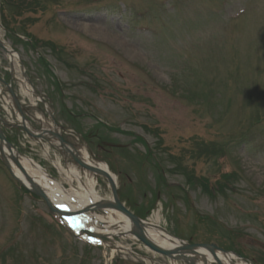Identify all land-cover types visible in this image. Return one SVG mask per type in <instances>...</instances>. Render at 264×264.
Returning a JSON list of instances; mask_svg holds the SVG:
<instances>
[{"label":"rangeland","instance_id":"obj_1","mask_svg":"<svg viewBox=\"0 0 264 264\" xmlns=\"http://www.w3.org/2000/svg\"><path fill=\"white\" fill-rule=\"evenodd\" d=\"M8 1L0 0V39L18 53L27 83L1 49L0 78L9 75L30 128L52 126L32 94L47 96L52 81L21 43L27 35L40 42L66 110L85 113L82 133L100 139L87 146L66 128L67 138L107 166L131 212L158 214L156 224L185 243L264 264V0ZM0 92L1 127L16 150L76 189L67 169L83 181L85 173L27 137L3 84ZM96 118L125 134L91 132ZM87 174L109 199L106 182ZM66 232L0 164V264H171L128 236L105 238V248Z\"/></svg>","mask_w":264,"mask_h":264},{"label":"bare ground","instance_id":"obj_2","mask_svg":"<svg viewBox=\"0 0 264 264\" xmlns=\"http://www.w3.org/2000/svg\"><path fill=\"white\" fill-rule=\"evenodd\" d=\"M83 29L86 30V27H83ZM6 48L8 49L7 46ZM13 155L26 174L45 191L52 203L62 209L79 211L86 207L88 203H93L102 199L95 189V181L87 173H85L86 177L83 181L78 171L75 170V168L69 167V169H67L68 176L66 178L69 184L73 182L76 183V189L71 188L70 190H65L59 183L48 179L47 175L44 173L45 171H43L34 161H30L28 158L17 155L16 153H13ZM80 157L84 163L89 166H95L102 170H107L105 165L93 163L86 155ZM10 164L13 174L23 180L22 175L15 165L11 162ZM111 176L116 179L114 175ZM109 193V199H111L110 188ZM158 221V214H153L147 221L143 222L142 230L146 238L157 247L165 250H174L180 246L181 243L177 239L167 235L162 229H160L156 224ZM75 222L81 227V229L94 233L104 239L119 237L121 235L131 237L129 232L133 229L131 222L118 212L109 215L107 218L102 215L86 213V215H81L75 218ZM74 233H76V231ZM78 235L84 241L96 243L102 247L109 248L107 244L101 242L99 239H90L82 233H78ZM197 251L196 264H249L245 260L237 258L230 253L217 251L215 252V256H210L207 252L201 249ZM171 264L175 263L171 262Z\"/></svg>","mask_w":264,"mask_h":264},{"label":"water","instance_id":"obj_3","mask_svg":"<svg viewBox=\"0 0 264 264\" xmlns=\"http://www.w3.org/2000/svg\"><path fill=\"white\" fill-rule=\"evenodd\" d=\"M0 48L4 52L10 53V55L12 54V52H8L6 50V48L1 43H0ZM20 65H21V71H22V64L20 63ZM8 92L11 96V99H12L14 106L16 107V109L18 110V112L21 116V121H22V127L21 128L25 131V133L29 137H31L32 139H35V140H44V141H48L49 139L56 140L58 144L55 147L62 150V152L64 153L65 162L78 165L81 169L86 170L89 173H92L96 176L98 175V176H100L106 180V182L110 188V191H111V199L110 200L101 199L99 201L91 203V204L87 205L86 207H84L83 209H81L79 211V213L86 214L89 212H96V211H103V212L114 211V212H118V213L122 214L125 218H127L131 222V224L133 226L132 231L129 232V234L131 236H133L137 241L142 243L150 251L157 253L161 256H165L171 261H181L184 264H196L195 258L190 256L191 254H197L195 251L196 248H202V249L206 250L212 256H215L214 255L215 250L224 252L221 249L217 248L215 245H198V244L189 245V244L181 243V245L178 246L174 250H165V249H161V248L157 247L156 245H154L150 240H148V238H146V236L143 233V230H142L143 222L139 218L134 216L120 202L118 195H117V185H116L115 179L112 178L111 174L109 172H107L106 170H102L101 168H98L95 166H89L86 163H84L80 159V157H79L76 149L74 148V146L71 145L70 143L66 142L61 137V135L59 134V132L56 129V123L53 119V116L50 113H49V116H50V118L53 122V126H54V128L52 130L43 129L39 133H32L31 131H29L24 126L25 118L21 112V107L19 105V102L16 99V97H15V95H14V93L10 87H8ZM0 123H1V119H0ZM13 151L16 152L13 145H11L10 143H8L6 141V138L0 129V161L4 165V167L7 169V171L11 175L12 179L15 182H17L20 186L25 188L27 191H29L31 194H33L36 197H38L39 199H41L43 201V203L45 204L46 208L49 210V212L56 215L57 217H59V218H62L63 216L64 217H72L73 215H76V213H74V212H67V211H62V210L60 211V210L56 209V207L54 206V204L52 203L50 198L46 195L45 191L38 184H36L30 176H28L26 174L24 169L21 167V165L18 163V161L14 157ZM16 154H18V153L16 152ZM10 161L19 170L20 174L22 175L23 181L13 174V172L11 170ZM48 178L51 179L50 176H48ZM77 215H79V214H77ZM72 225L74 226L73 223H72ZM82 232L85 235L95 236L97 238H101L100 236H97V235L90 233L88 231H85V230H82Z\"/></svg>","mask_w":264,"mask_h":264},{"label":"trees","instance_id":"obj_4","mask_svg":"<svg viewBox=\"0 0 264 264\" xmlns=\"http://www.w3.org/2000/svg\"><path fill=\"white\" fill-rule=\"evenodd\" d=\"M2 4L3 5H10L8 0H2ZM21 43L24 45V48H28L30 46V48H32V49H36L38 47V45L40 44L39 41H37L36 39H31L30 45L28 43H24L22 41H21ZM39 61L41 63L45 64L43 61H41V58H39ZM44 71H45V67H44ZM48 73H49L48 76L53 77L50 72H48ZM50 94L53 95L54 97H56L54 99L60 108L58 115L63 120V123L66 125V127L68 129L75 130L78 133L79 138L81 139V141L84 144L86 143L87 146H90L91 144L96 143V141H98L100 139V138H97L95 135H92L90 133H87V134L82 133L80 126H81V122H82V117H84L85 115L83 113L75 114L71 111L66 110V108L64 106V97L62 96V91H61V88H60L58 83L54 82L53 90ZM97 121L98 120H96V122H95L96 125L94 126V128L91 132H94L96 130H105V131L112 132V133L125 134V132L120 131L118 128L107 127V125L104 124L103 122H97ZM136 138H134V141L140 142L142 140L141 138H139L137 136H136ZM203 187L205 190L209 189L208 185L206 183L203 184ZM136 215H138V214H136Z\"/></svg>","mask_w":264,"mask_h":264}]
</instances>
